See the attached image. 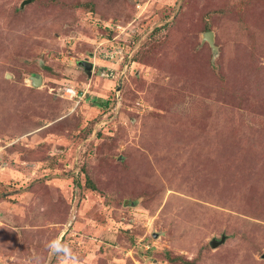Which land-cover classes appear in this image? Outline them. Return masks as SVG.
<instances>
[{
    "label": "rangeland",
    "instance_id": "1",
    "mask_svg": "<svg viewBox=\"0 0 264 264\" xmlns=\"http://www.w3.org/2000/svg\"><path fill=\"white\" fill-rule=\"evenodd\" d=\"M23 1L0 0V264H264V0Z\"/></svg>",
    "mask_w": 264,
    "mask_h": 264
},
{
    "label": "water",
    "instance_id": "2",
    "mask_svg": "<svg viewBox=\"0 0 264 264\" xmlns=\"http://www.w3.org/2000/svg\"><path fill=\"white\" fill-rule=\"evenodd\" d=\"M30 0H24L21 4V7H23V5L28 2ZM204 41H207L210 48H211V51L213 53V56H216L217 54V46L214 42V34H213V31L211 30H207L203 33V38H202V42ZM82 66H84V68L90 72L91 68H92V63L91 62H87V61H83L82 62ZM29 80H30V84L33 86V87H39L41 86L42 84V76L41 74H33L31 76H29ZM225 237L226 235L225 234H222L220 236V238H217V237H212L210 240H209V244L211 247H216L218 246L219 244L223 243V241L225 240ZM264 257V255L262 256Z\"/></svg>",
    "mask_w": 264,
    "mask_h": 264
},
{
    "label": "built area",
    "instance_id": "3",
    "mask_svg": "<svg viewBox=\"0 0 264 264\" xmlns=\"http://www.w3.org/2000/svg\"><path fill=\"white\" fill-rule=\"evenodd\" d=\"M51 91H53L54 95L59 98H64L76 102H78L82 97L81 92H79L77 88L67 83L54 87Z\"/></svg>",
    "mask_w": 264,
    "mask_h": 264
},
{
    "label": "trees",
    "instance_id": "4",
    "mask_svg": "<svg viewBox=\"0 0 264 264\" xmlns=\"http://www.w3.org/2000/svg\"><path fill=\"white\" fill-rule=\"evenodd\" d=\"M156 44H153L150 46L151 51H149V53L152 55V47H155ZM221 79H224V76H220ZM165 257L167 258V260H169L170 262H178V261H182L183 264H195V259H188L185 257H182L181 255H176V256H171V254L169 252L165 253Z\"/></svg>",
    "mask_w": 264,
    "mask_h": 264
},
{
    "label": "clouds",
    "instance_id": "5",
    "mask_svg": "<svg viewBox=\"0 0 264 264\" xmlns=\"http://www.w3.org/2000/svg\"><path fill=\"white\" fill-rule=\"evenodd\" d=\"M50 248L52 249L53 252L55 253H59L61 251V249L63 250L64 254L67 255V253L70 251L67 246L65 245H61L59 243V241H53L51 244H50Z\"/></svg>",
    "mask_w": 264,
    "mask_h": 264
}]
</instances>
